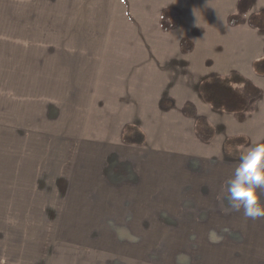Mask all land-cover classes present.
Segmentation results:
<instances>
[{
  "label": "crops",
  "instance_id": "crops-1",
  "mask_svg": "<svg viewBox=\"0 0 264 264\" xmlns=\"http://www.w3.org/2000/svg\"><path fill=\"white\" fill-rule=\"evenodd\" d=\"M135 1L142 7L139 12L148 11L145 8L149 0ZM157 1L161 13L180 11L182 19L179 25L170 27L173 36L165 37L161 30L162 36L150 42L149 37L143 36H99L82 31L85 26L89 30L108 29L110 22L85 23L81 14L86 11L85 4H92L91 12L109 14L114 0H40L38 6L33 0L30 11L35 14L18 11L22 0H4L12 8L6 12L2 9L3 19L0 17V144L8 150L3 161L5 171L13 183H19L13 187L43 190L38 193L41 211H49L47 206H58L60 220L72 223L74 230L102 231L100 234L140 240L162 235L150 231L164 230L168 220L180 221L176 211L182 213L184 209L189 213L193 205L187 200L179 209L185 189L182 184H189L190 177L182 159L191 157L204 158L209 165L205 175L209 174L210 187H205L204 193V208L210 213L207 219L213 218L215 206L221 212V225L223 214L230 212L237 217L241 214L245 220L243 209L228 208L223 185L221 189L212 185V172L224 185L229 173L233 174L238 160L228 159L229 149L224 143L230 135L247 130L253 145L264 142V82L256 85L260 89L258 96L242 109L229 112L223 107L215 108L213 103L212 108H204L198 93L202 75L212 76L218 73L213 71L225 70L214 66L216 63L208 66L207 60H230L235 66L229 69L234 70L241 67L238 62L264 60V28L249 23L252 14L264 12V0H252L240 26L227 22L228 15L237 12L239 0H205L204 12H198L206 22L199 31L201 40L194 37L195 33L186 34L180 28L181 24L186 25L184 11L177 8L174 0ZM191 1L196 8L197 1ZM22 13L32 21L18 20ZM62 13L75 16L72 20H52ZM162 17L163 14L160 29H164ZM52 21L73 29L59 36L63 44L69 45L68 49L59 50L66 59L56 60L55 65L47 59L45 72L36 74L37 61L51 54L47 50L38 52L37 41H51L50 32L44 29L51 28ZM116 25L111 23L112 28ZM195 25L189 24L188 28L196 29ZM224 25L238 30H229L228 37L218 39L217 29ZM175 29L180 30L179 34ZM186 38L191 47L182 52L181 44ZM225 42L230 47L227 50ZM20 44L30 47L22 48L21 54ZM202 45L204 49L200 50ZM20 56L26 57L22 59L25 63L17 66L13 61ZM181 61H187L183 89ZM2 62L8 65L7 69ZM21 76L30 80L29 99L33 105L20 109L6 98V104H1L5 87L21 84ZM188 103L194 106L192 116L185 112ZM221 117H229V122L224 125ZM248 117L258 121L261 134L257 135L256 123L252 125L257 129H250L232 122ZM219 137H223L222 142L217 144ZM214 161L217 166L220 164V174H216L219 168L213 169ZM259 203L264 206V195L259 196ZM246 220L247 232L238 231L246 236L247 243L264 247V218ZM224 227L228 228L227 223ZM120 230L125 234H117Z\"/></svg>",
  "mask_w": 264,
  "mask_h": 264
},
{
  "label": "rangeland",
  "instance_id": "rangeland-1",
  "mask_svg": "<svg viewBox=\"0 0 264 264\" xmlns=\"http://www.w3.org/2000/svg\"><path fill=\"white\" fill-rule=\"evenodd\" d=\"M6 1V0H5ZM40 0H36V6H38ZM45 1V0H44ZM168 0H165L167 2ZM178 8L183 9V24L186 34L191 31L196 39L203 37L199 31L205 26L204 16H200L198 12H204L202 9L205 6V0H196V8L193 7L191 0H174ZM204 1V3H203ZM189 2V4H188ZM44 3V2H43ZM21 7L18 11L24 13H33L30 8H34L33 0H22ZM186 4V5H185ZM252 0L248 2V9L245 13L240 12L239 1L237 3V12L228 15L227 22L232 15L244 16L251 7ZM55 8V7H54ZM85 12H81L84 22L91 20H109L108 29L99 28L97 30H89L85 26L82 31L84 33L90 32L99 36H143L149 37L150 42L156 39V37L162 36L164 30L165 37L173 36V31L170 29L172 24L179 25L181 14L180 11H166L161 13L160 6L157 0H149L147 12H139L142 10L140 2L135 0H114L112 3V10L108 13L103 12H91L92 4H85ZM4 9L6 12L12 9L10 5L4 4V0H0V12ZM143 9V10H145ZM197 12L196 14L194 12ZM0 13L1 19H3V13ZM20 14L18 20H28V14ZM165 13V15H164ZM62 13L59 18H52L55 21L72 20L75 14ZM161 14L164 18V29H160L162 24L160 23ZM5 16V15H4ZM17 16V14H15ZM264 16V12L252 14L255 22H260V17ZM7 17V16H5ZM249 18V23H250ZM245 20V19H244ZM111 23L117 24L115 28L111 27ZM244 23V22H243ZM243 23L234 24L233 26H240ZM52 27L44 29L45 32H50L48 36L50 39L43 43L37 41L38 52L47 50L51 53L44 56L41 60L37 61L36 74L45 72L46 60L49 59L53 64L60 58L66 59L59 50L68 49L69 45L63 44L59 36L62 33L72 32V28H62L61 24L51 22ZM127 24V27H126ZM189 24L195 25L196 29L188 28ZM230 24V23H229ZM232 25V24H230ZM252 27H256L250 23ZM257 28H264L257 27ZM233 30L236 32L237 28H230L224 25L217 29V38L222 39L228 37V31ZM22 32L24 30H21ZM178 29H175V33L179 34ZM236 34V33H234ZM196 35V36H195ZM23 36V33L22 35ZM213 38L214 32H213ZM2 42L4 39L2 38ZM51 42V43H50ZM42 44V45H40ZM225 49L227 50L229 45L225 42ZM29 45L20 44L21 54L22 48L29 49ZM190 40L188 38L183 39L181 44L182 52H186L189 48ZM41 48V49H39ZM203 45L200 50H203ZM6 57H9L6 55ZM25 56L18 57L14 60L17 66L21 63H25L22 59ZM6 60V59H5ZM3 61V60H2ZM200 54H198V65L200 64ZM3 67L7 69V64L4 62ZM30 64V62L28 61ZM205 63V62H204ZM219 66L223 70H216L213 72L215 75H202L200 77L201 83L199 86L198 99L200 104L204 108H212V103L219 106L229 112L230 109H238L242 107L243 101L251 95L253 91L251 85L246 82H250L253 86L259 87L258 82H264V60L258 61H244L238 62L241 67L239 70L229 69L235 64H232L230 60L218 61L215 58L213 60H207L206 64L211 66ZM205 64V66H206ZM55 65V64H54ZM182 65V86L185 88L187 77L184 76V68L187 66V61H181ZM238 65V64H237ZM13 67L16 69V67ZM229 69V70H228ZM25 70V69H23ZM22 70V71H23ZM207 69L205 70V73ZM232 71V72H230ZM230 72V73H228ZM222 73V74H219ZM228 73V74H227ZM242 76L246 77L244 79ZM32 80V77H30ZM37 83L39 77L36 78ZM21 84H18L15 88L8 89L1 94V104L8 99L9 102L14 103L20 109L29 108L33 104L30 102V82L28 77L21 76L19 78ZM199 80V78H198ZM254 83H252V82ZM257 85V86H256ZM8 91V92H7ZM252 99V97H251ZM38 106H41L39 99L37 100ZM210 103V104H209ZM212 106V107H211ZM45 107V106H42ZM185 112L191 116L194 113V106L190 103L185 107ZM204 116V115H203ZM205 117V116H204ZM206 118V117H205ZM229 117H221L219 120L224 125L229 122ZM204 120V118H202ZM232 122L238 126L244 128L250 127V129H257L258 126L252 125L258 122L250 117L244 121ZM198 123H201L200 121ZM257 124V123H256ZM259 125V124H257ZM183 126H186L183 125ZM226 132V131H225ZM248 131L244 130V133H237L236 135H230L228 141L226 139L225 147L237 148L241 152L247 151L253 146V142L250 140ZM208 134V133H206ZM261 134V125H259V131L257 135ZM211 136V133L210 135ZM223 137H219L216 141L217 144L222 142ZM242 138V139H240ZM2 143V142H0ZM4 143V142H3ZM11 150V148L9 149ZM7 149L0 144V264H264V247H256L247 243L246 236H243L240 231L247 232V217L245 220L240 214L229 213L227 216L223 214L222 225L220 222V209L213 208V218L208 220L210 216L208 210L204 208V193L205 187H210L209 174L205 175L209 165L206 164V159L201 157H191L182 159V163L188 165L190 171L189 184L183 183L182 186L185 189L182 191L180 199L182 200L179 206H185L187 200L191 205L190 212L187 213L182 209L176 214L178 219L168 220L164 230L150 231L154 234H162L158 236H149L145 238L137 239L130 236H109L107 234L83 232L72 229L69 221L60 220L61 215L58 214V206L56 209H52L50 206L49 211H41V204L39 203V192L43 190H29L22 188H15L13 185H19V183H13L11 176L5 171L6 165L3 163L4 155L7 153ZM207 158L206 156H203ZM12 159V158H11ZM228 159H235L234 156H228ZM184 160L186 162H184ZM213 162V169L219 168L220 164ZM226 165V163H225ZM207 166V169H206ZM225 174V173H223ZM214 177L215 173L212 172ZM232 173H229V178ZM212 185L214 187L225 188V185L221 182L220 178L214 177ZM221 189V188H220ZM212 198L215 201V195L212 193ZM208 199V190H207ZM218 211V212H216ZM228 217V220L225 219ZM226 223L228 225L226 226ZM217 226V227H216ZM230 226H232L231 229ZM117 232V231H116ZM78 233H86L90 235H77ZM117 234H125L124 230H120Z\"/></svg>",
  "mask_w": 264,
  "mask_h": 264
},
{
  "label": "clouds",
  "instance_id": "clouds-1",
  "mask_svg": "<svg viewBox=\"0 0 264 264\" xmlns=\"http://www.w3.org/2000/svg\"><path fill=\"white\" fill-rule=\"evenodd\" d=\"M228 155L238 160L225 182L228 208L243 209L244 216L253 220L264 218V206L259 203V196L264 192L258 191L264 190V142L254 144L245 152L230 148Z\"/></svg>",
  "mask_w": 264,
  "mask_h": 264
},
{
  "label": "trees",
  "instance_id": "trees-1",
  "mask_svg": "<svg viewBox=\"0 0 264 264\" xmlns=\"http://www.w3.org/2000/svg\"><path fill=\"white\" fill-rule=\"evenodd\" d=\"M250 0H239V9L240 12L245 13L248 9V2ZM244 19L243 17L239 14L237 15H232L229 18V23L234 25V24H239V23H243ZM250 23L256 27H263L264 26V16L260 17V22H255L254 17L250 18ZM247 84L251 85L253 91H251V95L243 101V105H241L242 107L238 108V109H242L251 99V97H256L260 94V89L258 87L253 86L250 82H246ZM213 106L215 108H219L218 105L213 103Z\"/></svg>",
  "mask_w": 264,
  "mask_h": 264
}]
</instances>
